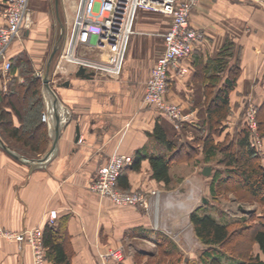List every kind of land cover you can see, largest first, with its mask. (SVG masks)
Listing matches in <instances>:
<instances>
[{
  "label": "crops",
  "instance_id": "crops-1",
  "mask_svg": "<svg viewBox=\"0 0 264 264\" xmlns=\"http://www.w3.org/2000/svg\"><path fill=\"white\" fill-rule=\"evenodd\" d=\"M5 4L6 0H0V24L4 23ZM29 4L33 26L9 52L14 72L2 75L0 68V90L7 94L11 88L15 93L14 107L0 96V111L11 114L13 128L18 130L14 136L12 128L0 127V264H31L29 247H21L12 235L34 227L50 228L56 238L64 240L71 264H98L100 252L118 247L132 248L127 264H133L135 256L151 255L141 242L159 248L158 243L168 239L165 226L154 223L149 209L116 206L96 195L90 190L91 183L113 155H129L134 161L139 159L140 165L124 170L122 186L129 191L156 190L161 201L169 194V186L155 179L152 158L166 160L172 181V169L184 168L194 157L195 162L203 163L201 170L213 167V162L220 164L219 158L206 162L203 154L202 142L211 133L212 101L234 81L222 131L212 135L216 143L228 145L243 129L246 107L254 104L259 111L264 105V9L249 0H201L195 6L192 25L205 33V39L184 60L185 73H170L166 98L186 116L184 126L176 128L170 118L143 101L151 70L165 49L169 16L139 11L120 76L93 73L87 78L77 76L79 67L74 63L62 60L65 48L60 51L59 42L63 33L53 36L60 21L59 0L54 7L51 0H30ZM88 57L99 59L102 55L90 52ZM25 63L32 67L31 76L39 79L36 99L28 87L30 75L22 73ZM236 67L239 73L235 79ZM46 78L71 120L57 149L43 161L53 146V118L44 93ZM65 82L69 85L61 86ZM196 148L198 153L191 157ZM221 165L224 170L208 178L210 194L217 172L228 177L226 166ZM201 170L200 179L211 175L205 176ZM179 191L185 192V187ZM191 198L180 203L190 208L189 216L198 212L221 221L212 208L204 206L209 204L205 194L199 196L195 190ZM197 200L203 205H196Z\"/></svg>",
  "mask_w": 264,
  "mask_h": 264
},
{
  "label": "built area",
  "instance_id": "built-area-1",
  "mask_svg": "<svg viewBox=\"0 0 264 264\" xmlns=\"http://www.w3.org/2000/svg\"><path fill=\"white\" fill-rule=\"evenodd\" d=\"M201 0H77V10L65 44L62 60L72 62L94 74L120 76L129 41L139 11L161 13L171 18L164 35L165 49L158 57L146 82L144 103L158 109L180 128L186 121L181 108L168 102L166 96L172 71L185 73L184 60L190 58L205 33L192 25V13ZM264 9V0H249ZM30 0H6L3 8L4 23L0 24V68L2 75L10 73L13 63L9 56L12 44L33 26ZM99 52L102 57H88ZM257 106L249 104L246 122L252 136L258 135ZM43 121L47 115L43 114ZM255 146L259 149L257 141ZM134 158L115 154L99 168L90 190L108 199L116 206L130 208L148 207L144 191H123L118 181L123 171L132 166ZM56 212L52 218L56 219ZM44 231L40 227L25 229L12 238L33 250L32 264H47ZM120 249L100 254L98 264L122 260Z\"/></svg>",
  "mask_w": 264,
  "mask_h": 264
},
{
  "label": "trees",
  "instance_id": "trees-1",
  "mask_svg": "<svg viewBox=\"0 0 264 264\" xmlns=\"http://www.w3.org/2000/svg\"><path fill=\"white\" fill-rule=\"evenodd\" d=\"M220 65L221 64H219V69ZM22 67V73L26 72V75H30L28 87L32 91V97L36 99L40 92L39 79L31 76L32 67L28 63H25ZM12 72H14V66H12L10 73ZM234 72L236 79L239 73V68L236 67ZM234 86V81L233 84L229 81L223 89V94L218 95L209 107L211 133L202 142L203 154L205 156L204 160L206 162L216 161L218 157L222 155V159H219V163L226 166L228 175L227 178H222L220 172L216 173L213 183L211 184V193L216 196L218 189H221V191L226 189L229 192H232V189L228 186V182L234 180V175H237L240 180H236V178L235 180L241 183L242 190L248 193L252 198L264 203V163L262 162V159H264V151H260L255 146L254 138L246 121H244L242 131L236 133L233 144L228 145L226 143H216L212 136L213 133L219 134L220 131H222V122L226 119L229 112V94L234 89ZM2 93L3 91L0 90V96L3 101H6L8 105L14 107L15 99L12 97L15 93L13 89L10 88L7 94L3 93L7 97H3ZM38 105L39 104L36 106L37 114L40 112ZM257 120L260 137L263 140L264 105L259 108ZM0 127H5L6 129L10 127L12 128L11 131H14L15 133L14 136H18V130L13 128L11 114L4 110L0 111ZM194 153H198L197 148ZM191 157H193L192 154ZM139 165L138 159L134 161L131 167L138 169ZM151 165L155 179L164 182L165 185L169 186L172 179L170 176V165L166 160L163 157L152 158ZM123 177L122 173L118 181V188L123 191H129L125 186H122L121 179ZM191 222L194 225L197 237L207 248L199 254L198 259L196 260L190 258H187L186 260L179 256V264H264V258L260 254L251 253L247 249L246 253L240 252L239 255H243L242 257H237L235 256V251H232L227 247L233 234V230L231 229L246 223V219L235 222H224L217 220L211 215L194 212L191 214ZM251 231L252 243L258 246L260 252L264 256V224L253 227ZM164 240L165 241L162 244H160V242L158 243L159 248L163 249V252L165 251L169 256H174L176 252L180 251L169 239L165 238ZM43 241L44 247L46 248V259L51 261V264H71L68 260V253L64 243L65 241L56 238L54 232L50 228L44 231ZM253 244L251 246H253Z\"/></svg>",
  "mask_w": 264,
  "mask_h": 264
},
{
  "label": "rangeland",
  "instance_id": "rangeland-1",
  "mask_svg": "<svg viewBox=\"0 0 264 264\" xmlns=\"http://www.w3.org/2000/svg\"><path fill=\"white\" fill-rule=\"evenodd\" d=\"M51 2L53 4V7L56 6V0H51ZM43 8L45 9V7ZM76 10L77 0H59L58 13L60 21L57 22L58 24L56 25L55 29H53V36L56 38L59 36L58 33H63V39L59 42L60 47L62 48L60 49V51H62L65 47V43L67 41L71 24L75 17ZM53 41L55 40L53 39ZM9 90L10 88L8 89V92ZM247 109L248 107H246V109L244 110V121H246L247 118ZM257 118L258 112L256 120ZM257 131L258 135H253V138L255 141H257L259 150L264 151V139L262 140V138L260 137L259 124ZM193 153L194 152H191L192 155ZM194 156L195 154L193 155V157ZM218 158L222 159V155H220ZM195 160L196 158L194 157L192 161H187V165H185L184 168L176 167L172 169L175 180L172 181L169 187H167V191H169V194L167 196H162L163 198H161V201H159L158 199V192L156 190H148L147 192H145L148 198L147 209L150 210V214L154 219V223H160L162 227L165 226L164 228L167 230L166 233L168 235L166 237L180 251L176 252L174 256H169L165 251L163 252V249L156 248L149 243L141 242L145 244L142 245L143 248L149 251L153 256H151L150 254L145 256H135L136 261L134 260L135 263L133 264H179V256H181L180 258L182 259L186 257L195 260L198 259L199 254L202 253L207 247L199 240L196 235L194 225L191 222V214L189 216L188 212L190 208H186L185 205L182 206V204H180L183 203L182 201H185V199H192L191 195L194 194L195 190H197L199 196L205 194L208 197L209 204L204 206H206L207 210L212 208L214 213L221 221L235 222L246 219V223L238 227H233L231 229L233 230V234L231 241L229 242L227 247L232 251H235V256L242 257L243 255H239L240 252L246 253L248 249L251 253L258 255L260 254L264 258L258 246L254 245L251 240V230L253 229V227L264 224V203L259 202V200L255 198H252L250 195H248V193L242 190L241 183L236 181L240 180L237 175H234V180L228 182V186L230 187V189H232V192H229L226 189L224 191L218 189L216 196L212 195V193L210 194V180L208 178L211 177L212 174L216 171L224 170L223 168L225 167L221 164H218L217 162H213V167H211V175L207 178L202 177V179H200L199 170H201L200 166L203 165V163L200 160H197L195 162ZM202 171L203 169L201 170V172ZM184 187L186 191L181 193L179 190ZM187 203L188 201L186 202V204ZM195 204L203 205V202L197 200ZM252 244L253 246H251ZM117 249H120L122 251L123 256L122 260L117 263L127 264L129 259H131V247H118L116 249L112 248L108 251L100 252L99 260L101 253H107L111 250ZM29 250L32 257L33 250L31 247H29ZM134 254L135 253H132L133 256ZM115 262H113L112 260L109 263L114 264Z\"/></svg>",
  "mask_w": 264,
  "mask_h": 264
},
{
  "label": "water",
  "instance_id": "water-1",
  "mask_svg": "<svg viewBox=\"0 0 264 264\" xmlns=\"http://www.w3.org/2000/svg\"><path fill=\"white\" fill-rule=\"evenodd\" d=\"M77 76L79 77H87V78H92L93 73H88V70L81 67L79 68L77 72ZM69 82H65L61 84V86H68ZM44 93H45V98L47 100V105H48V112H49V117L52 120L53 118V146L50 152L45 156L43 161L47 160L52 153L57 149L59 139L61 137L62 131L64 127L66 126L67 123L70 122L71 120V114L66 110L61 102L60 99L57 95V93L50 87L49 85V80L46 78L44 80ZM80 138V129L79 127L77 128V138L76 140L78 141ZM2 146L6 149L4 144L2 143ZM7 150V149H6ZM41 160V161H42ZM212 168L210 166L205 167L203 170V175L208 176L211 174ZM204 202H207L206 199L203 200Z\"/></svg>",
  "mask_w": 264,
  "mask_h": 264
}]
</instances>
